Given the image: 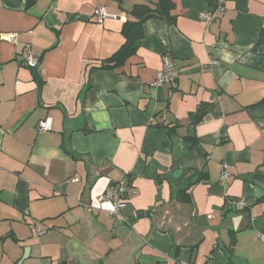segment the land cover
Masks as SVG:
<instances>
[{
	"label": "crops",
	"instance_id": "0c3cea01",
	"mask_svg": "<svg viewBox=\"0 0 264 264\" xmlns=\"http://www.w3.org/2000/svg\"><path fill=\"white\" fill-rule=\"evenodd\" d=\"M156 1L0 0V264H264V0H176L175 23L145 21L99 68ZM100 5L127 21L97 22ZM164 54L176 76L155 85ZM123 179L117 218L103 195ZM196 179L192 204L170 202Z\"/></svg>",
	"mask_w": 264,
	"mask_h": 264
},
{
	"label": "trees",
	"instance_id": "16d2710c",
	"mask_svg": "<svg viewBox=\"0 0 264 264\" xmlns=\"http://www.w3.org/2000/svg\"><path fill=\"white\" fill-rule=\"evenodd\" d=\"M36 0H27V4L31 5ZM176 7V0H157L152 4L149 3H136L129 10V14L133 17L132 20H128L124 28L125 41L123 45L110 57L102 60V64L99 68L103 69H115L120 67L127 58L135 53L137 50V43L144 37V23L152 18H163L169 23H175L177 14L173 13ZM264 43V29L261 32L260 41L258 44ZM264 102V98L260 101ZM210 109L209 103H204L198 113L195 123L202 121ZM196 141V137L192 138ZM199 179L190 181L186 187L179 189L172 197L170 202L176 201L181 204H192V198L190 194V188ZM233 208H231L232 210ZM231 210H228L225 215ZM235 239L232 244H234ZM197 246V245H196ZM194 246V247H196Z\"/></svg>",
	"mask_w": 264,
	"mask_h": 264
},
{
	"label": "built area",
	"instance_id": "2783aa9c",
	"mask_svg": "<svg viewBox=\"0 0 264 264\" xmlns=\"http://www.w3.org/2000/svg\"><path fill=\"white\" fill-rule=\"evenodd\" d=\"M218 9L223 10V4H219ZM93 17L97 22L103 23L104 20L108 18L117 19L122 22H126L127 18L124 15H118L114 12L109 11L106 7L100 5L97 6L93 11ZM203 20L210 24L214 20V16L210 12H205L202 14ZM9 39L12 41H16L15 34H10ZM23 55L26 62L32 66L36 67L39 64V59L34 55L31 45L26 44L23 47ZM213 63H217V61H213ZM176 71L174 70V64L171 60V57L168 54H164L163 56V64L161 70L158 72L156 80L154 81L155 85L166 84L172 82L175 79ZM53 120L51 117H46L41 119L38 123V129L41 131H46L52 129ZM228 163L224 162L222 164V180L225 181L230 177ZM73 180H79L78 177H75ZM137 190L133 184V181H125L124 179L119 183L118 186L114 187L111 190H108L104 193L103 198L112 203L111 214L116 216L117 218H123L122 211L128 205L130 196L136 194ZM235 203V202H234ZM238 208L244 206L245 201L240 200L235 203ZM36 233L38 235L44 234L45 229L42 226L36 227ZM181 264H190L188 261H182Z\"/></svg>",
	"mask_w": 264,
	"mask_h": 264
},
{
	"label": "rangeland",
	"instance_id": "374dc122",
	"mask_svg": "<svg viewBox=\"0 0 264 264\" xmlns=\"http://www.w3.org/2000/svg\"><path fill=\"white\" fill-rule=\"evenodd\" d=\"M36 226H41L40 224H38V225H36ZM26 230H29V232H30V235H33L34 234V232H33V229H31L30 228V226L29 225H27V229ZM202 255V254H201ZM200 255V259L202 258V256ZM203 261H205V259L203 260ZM202 259L199 261V264H202Z\"/></svg>",
	"mask_w": 264,
	"mask_h": 264
},
{
	"label": "water",
	"instance_id": "95a60500",
	"mask_svg": "<svg viewBox=\"0 0 264 264\" xmlns=\"http://www.w3.org/2000/svg\"><path fill=\"white\" fill-rule=\"evenodd\" d=\"M63 264H68V262L66 261V262H64Z\"/></svg>",
	"mask_w": 264,
	"mask_h": 264
}]
</instances>
